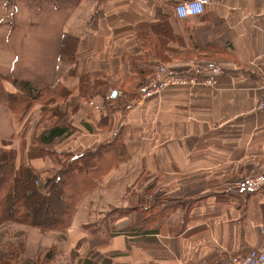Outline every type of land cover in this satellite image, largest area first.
<instances>
[{
    "label": "crops",
    "instance_id": "1",
    "mask_svg": "<svg viewBox=\"0 0 264 264\" xmlns=\"http://www.w3.org/2000/svg\"><path fill=\"white\" fill-rule=\"evenodd\" d=\"M181 1L49 0L43 7L37 0V18L15 34L21 20L10 28V36L22 35L24 69L33 76L8 75L47 86L71 78L88 92L66 99L73 108L63 119L34 104L17 124L6 104L16 88L0 79V116L11 129L5 137L0 127V139L16 152V166L45 176L59 167L60 153L81 155L121 127L127 131L129 158L79 197L65 232L55 235L52 264H229L264 242V188L246 193L233 186L264 171V108L256 106L264 83V0H210L202 15L183 21L174 13ZM39 20L53 23L50 32H40ZM137 29H148V39ZM64 37L69 56L60 53ZM139 44L163 51V61L150 62L173 72L212 58L222 72L213 86H167L114 108L122 90L111 97L108 88L106 104L99 88L144 66L131 60ZM53 130L60 132L47 138ZM151 192L183 203L158 215ZM81 210L93 213L100 234L73 232Z\"/></svg>",
    "mask_w": 264,
    "mask_h": 264
},
{
    "label": "trees",
    "instance_id": "2",
    "mask_svg": "<svg viewBox=\"0 0 264 264\" xmlns=\"http://www.w3.org/2000/svg\"><path fill=\"white\" fill-rule=\"evenodd\" d=\"M148 32V29L143 31L138 30L135 35L137 34L139 39H148ZM66 45L67 37H64L60 47L61 54L65 53ZM138 52L139 53L133 57L134 60H143L146 62H150V60H159L160 62L165 59V53L163 51H151L142 44H139ZM70 58H73V56L70 55ZM208 62L209 61H205L202 64ZM74 71L73 68L70 69L69 72L74 73ZM152 75L153 70L151 67L133 68L128 75L112 86L109 85V83H104L99 88V92L104 98L107 99L108 97L106 104H108V100L110 101L112 99L110 94L109 96L107 95L108 88L113 90L121 89L124 94L130 92V94H127L129 95L128 97L135 98L138 95L136 90L138 89L141 91L147 87L151 83H147V81L151 79ZM0 79L10 82L16 88L15 92L6 93L7 108L14 120H17L18 117L22 119L29 108L34 104L40 106L41 114L45 115L47 113H52V116H56V118L66 114L69 108H73V102L71 100H66L71 90H67L61 83H57L54 86H47L31 80L13 77L8 74H0ZM128 88L133 90L129 91ZM57 98L65 102L50 107L52 103L57 101L54 100ZM117 98H115V100ZM59 132L60 130L50 131L46 133V137L50 138L53 135L59 134ZM125 136V130L121 127L113 134L111 139L105 143L99 144L94 150L87 151L81 155H74L68 152L60 153L63 158H57L59 167L52 172L49 171L45 176H42L41 172L35 171L28 165L16 166V152L8 148L7 143L3 141L0 147V226L5 223H19L27 226L39 227L41 229L57 230L66 228L69 225L71 215L79 197L84 192L93 188L98 180L109 170L116 168L129 158L130 155L124 142ZM21 184H28L30 188L29 193L23 192V194H20L21 196L27 197L28 194L31 193L38 202L43 201L45 205L50 202V200L55 199L57 201L56 208H58L55 210L59 214L60 220L54 223L44 224V222H41L42 220L35 219L32 212L34 207L32 206L33 210H29L25 203L27 201L17 198L20 186H22ZM150 195L153 197V204L151 205L158 206V215L163 214L165 210L176 204L183 203L180 199H174L175 202L170 205V200L168 203L166 202V196L161 198L162 194H153L152 192ZM2 246L4 249H2ZM21 252L22 245L18 241L0 245V264H19ZM51 255L52 253H50V251L44 253L41 263L47 264L46 261Z\"/></svg>",
    "mask_w": 264,
    "mask_h": 264
},
{
    "label": "rangeland",
    "instance_id": "3",
    "mask_svg": "<svg viewBox=\"0 0 264 264\" xmlns=\"http://www.w3.org/2000/svg\"><path fill=\"white\" fill-rule=\"evenodd\" d=\"M43 1L45 3L42 6L43 7L48 6L49 0L46 1L43 0ZM39 7L40 5L39 3L37 4V0H0V70L4 74H13L16 71H18L21 72L22 74H25L26 76L27 75L33 76L32 73L28 72L29 69L28 65L25 67L26 69H24L25 63L26 62L29 63V61L24 58V53L19 49L22 46L21 43L22 35L16 34V36H12V35L10 36L9 34H11L10 28L14 25V22L18 23L21 20L17 25V29L13 32L15 34L18 30H20V26L23 23V21L25 22V20L28 18L30 20H35L37 18V9ZM46 14H48V10L46 11ZM40 22H41V26L39 27V30L41 33H44L45 31L50 32V30L53 28L52 25L53 23L50 22V20L49 21L42 20ZM65 53L69 56L68 52L65 51ZM133 57L134 56H132L131 60L133 62L136 61L138 65H144L143 67L152 68L153 75L151 79L147 81V83L151 82L150 84H152L154 78L156 77L155 73L156 71L158 72L159 66H156L151 62H146L143 60L142 61L134 60ZM186 58H188L189 60H198L201 59L202 56L190 55L189 57ZM212 59H206L205 61L213 62L219 65ZM29 60H32V58L30 57ZM157 64L160 65L158 62ZM168 69L170 68L168 67ZM71 76H73V74ZM62 85L65 86L67 90L69 91L71 90V93L67 96V98H70L71 95L73 96V92L76 90L78 91L81 90L83 94L82 96H86L88 94L84 86L83 87L82 85H78L77 87L76 85L73 86V79L71 78L66 80L65 83H62ZM128 89L129 91L133 90L130 88ZM143 90L139 91L137 89L136 93L141 94ZM127 94H130V92H128ZM127 94L122 93V96L117 102L119 104H115V105L113 104L112 106L114 108H119L122 104L125 103L131 105V103H129L128 101L135 102V100L138 99L139 97L137 95V97L135 98H129L128 97L129 95ZM59 99L60 98L54 99L57 100L54 104L56 105L61 104L62 99L61 100ZM0 105H2V102L0 103ZM63 116L60 115L58 119L65 118ZM23 118L21 119L20 117H18L16 123L18 124L19 122H21ZM0 127L5 137L11 136L10 124L6 115L0 116ZM25 129L26 128L24 126L21 129V133H23ZM125 133H127V131H125ZM28 134H30L31 137L33 136V132H30ZM3 141H5V143L9 142L0 139V147ZM21 141H23V139ZM21 185L22 186H20V190L18 191L17 198L25 199L27 201L25 203L27 204V208L29 210L30 209L33 210L32 206L34 207V210L32 212L35 216V219L42 220L41 222H44V224H50L60 220L59 214L55 210L58 209L56 208L57 201L55 199L50 200V202H48L45 205V202L43 201L38 202V200L34 196H32L31 193L28 194L27 197L21 196L20 194H23V192H27V193L30 192V188L28 184L25 185L21 184ZM161 198H163V196H161ZM45 230H49V229H43V228L41 229L39 227L27 226L19 223H5L4 225L0 226V245L9 244L12 241H18L22 245V252L19 258V264H42L41 259L44 253H47L48 251H50V253L55 252V249L53 248V244L55 243V245H58L59 243L58 240H56V242L54 241L55 235L56 234L61 235L65 232L64 229H57L55 231H53L52 229H50L49 231H45ZM79 230L93 234L101 233V228L97 220L93 218V213L84 212L82 210L79 211V213L73 219V232ZM2 249H4L3 246ZM53 258L54 256L52 254L50 258H48L46 263L52 264Z\"/></svg>",
    "mask_w": 264,
    "mask_h": 264
},
{
    "label": "built area",
    "instance_id": "4",
    "mask_svg": "<svg viewBox=\"0 0 264 264\" xmlns=\"http://www.w3.org/2000/svg\"><path fill=\"white\" fill-rule=\"evenodd\" d=\"M193 0H186L177 3L174 6V13L177 7L183 6L186 3H192ZM210 0L203 5L204 12L209 5ZM199 16V15H197ZM195 16V17H197ZM178 18V17H177ZM190 18V17H189ZM187 19V18H185ZM159 66L158 72L156 71V77L153 80V83L145 87L141 92L142 97H147L158 93L163 88L171 85H209L213 86L217 78L222 72V69L219 65L208 62L202 64L201 66L191 69L188 72H173L165 65H156ZM261 95L257 100V108H264V83L260 87ZM234 188L243 192H253L264 188V171L259 172L252 176H244L236 180L233 184ZM229 264H264V242L259 246L249 250L245 255H237L231 257Z\"/></svg>",
    "mask_w": 264,
    "mask_h": 264
},
{
    "label": "clouds",
    "instance_id": "5",
    "mask_svg": "<svg viewBox=\"0 0 264 264\" xmlns=\"http://www.w3.org/2000/svg\"><path fill=\"white\" fill-rule=\"evenodd\" d=\"M207 2L208 0H193L190 4L186 3L183 6H179L175 10V16L183 21L185 18L202 15L204 13L203 5Z\"/></svg>",
    "mask_w": 264,
    "mask_h": 264
},
{
    "label": "water",
    "instance_id": "6",
    "mask_svg": "<svg viewBox=\"0 0 264 264\" xmlns=\"http://www.w3.org/2000/svg\"><path fill=\"white\" fill-rule=\"evenodd\" d=\"M117 94V91L116 90H113L112 93H111V97H115Z\"/></svg>",
    "mask_w": 264,
    "mask_h": 264
}]
</instances>
